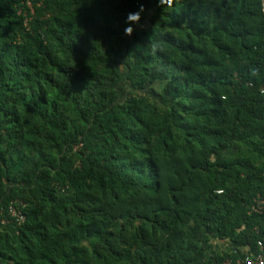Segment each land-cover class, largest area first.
Instances as JSON below:
<instances>
[{"label":"trees","instance_id":"16d2710c","mask_svg":"<svg viewBox=\"0 0 264 264\" xmlns=\"http://www.w3.org/2000/svg\"><path fill=\"white\" fill-rule=\"evenodd\" d=\"M258 193L262 0H0V264L236 259Z\"/></svg>","mask_w":264,"mask_h":264},{"label":"built area","instance_id":"2783aa9c","mask_svg":"<svg viewBox=\"0 0 264 264\" xmlns=\"http://www.w3.org/2000/svg\"><path fill=\"white\" fill-rule=\"evenodd\" d=\"M27 4L28 6H30L29 1H27ZM262 11L264 12V0H262ZM248 209L251 213L264 214L263 194H256L252 198V201L249 203ZM10 212L12 215H16L18 220L24 219V216L13 205L10 206ZM255 245L256 248L253 251H249L248 248H244L240 250L239 253L237 250L234 249L233 252L235 254H239L236 259L226 257L217 264H264V242L262 241V239H257Z\"/></svg>","mask_w":264,"mask_h":264},{"label":"clouds","instance_id":"9594fccd","mask_svg":"<svg viewBox=\"0 0 264 264\" xmlns=\"http://www.w3.org/2000/svg\"><path fill=\"white\" fill-rule=\"evenodd\" d=\"M140 20V11H135V12H129L126 15V23L127 22H133L137 23ZM125 34H130L132 32V26L129 24L127 27L124 29ZM72 55V52H71ZM73 56V55H72ZM69 64L72 63L71 59L68 61Z\"/></svg>","mask_w":264,"mask_h":264},{"label":"rangeland","instance_id":"374dc122","mask_svg":"<svg viewBox=\"0 0 264 264\" xmlns=\"http://www.w3.org/2000/svg\"><path fill=\"white\" fill-rule=\"evenodd\" d=\"M127 89V88H126ZM128 90V89H127Z\"/></svg>","mask_w":264,"mask_h":264}]
</instances>
